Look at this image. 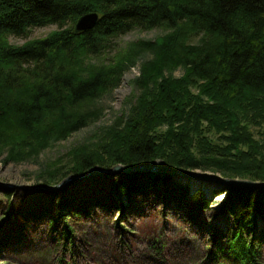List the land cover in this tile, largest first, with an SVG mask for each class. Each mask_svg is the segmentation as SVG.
<instances>
[{
    "label": "trees",
    "instance_id": "obj_1",
    "mask_svg": "<svg viewBox=\"0 0 264 264\" xmlns=\"http://www.w3.org/2000/svg\"><path fill=\"white\" fill-rule=\"evenodd\" d=\"M89 13L99 15L97 25L77 33ZM49 26L58 30L10 44ZM136 30L164 35L115 47ZM139 62L138 95L122 117L73 148L68 162L44 169L40 182L54 187L93 168L161 160L178 170L264 183V0H0V159H38L100 120L98 102ZM117 176L113 189L124 195V175ZM146 181L153 189L168 182L153 175ZM225 193L222 212L232 226L219 251L239 264H264L257 236L264 232V190L214 195ZM95 204L86 203V212ZM52 256L49 249L41 262L52 264Z\"/></svg>",
    "mask_w": 264,
    "mask_h": 264
},
{
    "label": "rangeland",
    "instance_id": "obj_2",
    "mask_svg": "<svg viewBox=\"0 0 264 264\" xmlns=\"http://www.w3.org/2000/svg\"><path fill=\"white\" fill-rule=\"evenodd\" d=\"M57 30L56 26L34 29L28 37H11L9 41L23 46ZM162 35L161 30H136L115 41V47L154 41ZM199 40L194 37L192 43ZM140 65L131 68L119 86L98 102L100 120L38 159L21 164L0 159V244L6 241L0 247V264H43L42 256L49 249L53 251L52 264H239L219 251L232 226L231 218L222 212L229 195L215 196L217 189L211 185L158 176L168 182L153 189L146 175L123 176L127 190L120 195L113 189L118 180L114 175L68 184L59 195L42 190L47 186L38 175L44 169L53 163L65 164L73 148L95 139L122 117L129 100L138 95L135 81L141 76ZM175 74L179 77L181 73ZM130 188L148 193L137 195L129 192ZM200 192L209 202L208 209L201 204ZM93 201L97 204L88 206L87 213L85 204ZM74 210L79 214L72 215ZM67 226L73 229L69 237ZM257 236L264 262V232Z\"/></svg>",
    "mask_w": 264,
    "mask_h": 264
},
{
    "label": "water",
    "instance_id": "obj_3",
    "mask_svg": "<svg viewBox=\"0 0 264 264\" xmlns=\"http://www.w3.org/2000/svg\"><path fill=\"white\" fill-rule=\"evenodd\" d=\"M99 15L97 13H89L84 15L76 24L75 30L77 33L91 31L98 23ZM114 175H153L159 177L173 178L182 181H191L198 184L211 185L212 188L225 190L230 188H243L253 190H264V183L253 182L239 179H226L210 173H201L196 171L176 170L168 166L164 161L157 160L151 163H144L135 166H116L111 170H102L93 168L88 173L81 176H71L65 179L61 184L54 187H43L46 192L57 193L65 186L71 183H78L96 177H111ZM228 196V193L224 194ZM226 198V197H225Z\"/></svg>",
    "mask_w": 264,
    "mask_h": 264
},
{
    "label": "bare ground",
    "instance_id": "obj_4",
    "mask_svg": "<svg viewBox=\"0 0 264 264\" xmlns=\"http://www.w3.org/2000/svg\"><path fill=\"white\" fill-rule=\"evenodd\" d=\"M176 180H178V179H176ZM207 192H209V190Z\"/></svg>",
    "mask_w": 264,
    "mask_h": 264
}]
</instances>
